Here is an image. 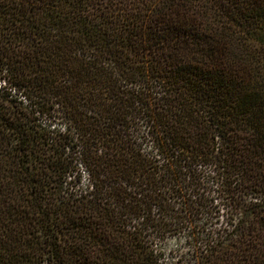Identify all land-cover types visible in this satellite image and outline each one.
<instances>
[{
  "label": "trees",
  "instance_id": "16d2710c",
  "mask_svg": "<svg viewBox=\"0 0 264 264\" xmlns=\"http://www.w3.org/2000/svg\"><path fill=\"white\" fill-rule=\"evenodd\" d=\"M0 264H264V0H0Z\"/></svg>",
  "mask_w": 264,
  "mask_h": 264
},
{
  "label": "rangeland",
  "instance_id": "374dc122",
  "mask_svg": "<svg viewBox=\"0 0 264 264\" xmlns=\"http://www.w3.org/2000/svg\"><path fill=\"white\" fill-rule=\"evenodd\" d=\"M82 185L84 187H87L89 182H88V175L86 173L83 174L82 178ZM162 243L161 246L164 247L165 251L169 252L170 250L177 249L178 245L181 243L179 238L173 237V236H168L164 240L160 241Z\"/></svg>",
  "mask_w": 264,
  "mask_h": 264
}]
</instances>
